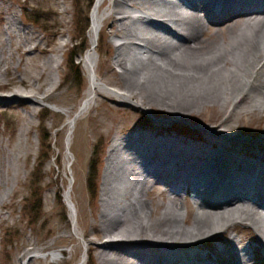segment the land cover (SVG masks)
<instances>
[{"label": "bare ground", "instance_id": "1", "mask_svg": "<svg viewBox=\"0 0 264 264\" xmlns=\"http://www.w3.org/2000/svg\"><path fill=\"white\" fill-rule=\"evenodd\" d=\"M106 1L95 0L89 28L90 46L78 57L89 88L72 116L65 111L69 126L67 146L71 144L76 121L92 108L102 89L141 108L162 106L175 114L187 108V113L192 114L193 106L184 105L189 102L203 109H222L229 103L228 108L233 107L230 115L239 117L255 114L257 110L264 114V0H110V8L101 12ZM183 7L186 14L182 13ZM2 10L8 9L0 4V13ZM7 13L6 26L0 31V89L10 85L3 80L10 77V68L18 54L12 80L30 90L28 94L14 90L10 95H1L0 103L10 99L35 104L46 102L53 95L51 89L44 90L42 80L47 75L51 87L57 82L59 58L65 44L54 49L55 55L40 58L37 54H45L48 49L39 47L35 30L23 27L16 11ZM108 18L113 25L119 23L114 34L124 40L117 45L113 61L121 71L109 83L98 74L99 38ZM137 23L147 26L145 34L134 29ZM210 24L218 27L214 33L208 31ZM239 24L252 28L250 38L244 39L241 29L233 30ZM218 34L222 39L218 40ZM169 42L174 45L171 51L165 46ZM135 59L141 65L133 67ZM116 85L122 89L115 88ZM220 90L222 98L216 103L211 98ZM28 111L24 131L31 125L30 116L35 114V109ZM163 122L157 120L154 124L161 126L166 123ZM222 127L202 128L211 139L225 142L219 154L217 143L200 146L177 133L158 129L133 131L127 139L119 142L116 139L109 146L101 194L103 207L94 215V237L87 240L88 248L97 254L100 264H218L223 260L222 255L228 256L231 264H248L252 261L251 251L242 245V240L233 237L229 243L213 244L212 248L206 243L239 222L256 230L264 250V227L260 226L261 222L264 224L261 214L264 213V153L259 157L245 147L241 155L228 154L227 150L235 147L234 142L246 143L247 139L224 132L220 130ZM18 147L27 149L21 142L6 151L4 161L16 160ZM249 152L259 159H246ZM228 157H232L231 162L226 161ZM7 164L2 166L9 171L12 166ZM12 179L0 180V186L10 184ZM230 179L235 182L231 183ZM236 180L247 182L252 190L245 191ZM128 181L130 184L124 187ZM116 184L124 187L123 192H117L119 197L114 193ZM160 184L169 189L163 190L165 198L157 201L150 196ZM192 189L204 190L201 196L206 193L208 197L197 194L198 211L191 210L190 214V210L184 211L182 199ZM8 198L9 193L0 197V208L5 207ZM65 198L73 231L81 236L83 210L77 208L71 188ZM208 198L217 200L212 203ZM112 200H117L112 209L118 212L117 216L106 212ZM188 215L193 218L189 227L184 225L190 220ZM0 219H4L1 213ZM36 244V240L29 239L23 245V254L16 258L19 264L28 256L26 264H42L41 256L35 251ZM62 254V250L52 251L45 258L59 260ZM86 262L84 257L79 264Z\"/></svg>", "mask_w": 264, "mask_h": 264}, {"label": "rangeland", "instance_id": "2", "mask_svg": "<svg viewBox=\"0 0 264 264\" xmlns=\"http://www.w3.org/2000/svg\"><path fill=\"white\" fill-rule=\"evenodd\" d=\"M94 2L95 0L92 2L90 0H0V4L8 9L7 12L16 11L17 18L23 27H32L35 30L39 37L37 41L39 47L48 49L47 53L37 54V56L43 58L55 55L54 49L65 44L59 58L61 67L58 69L57 82L51 87V83L46 81L47 75L42 80L44 90L51 89L52 99L41 104L22 99H10L0 103V180L13 177L10 184L0 186V197L9 193L5 207L0 208L4 218L0 219V264H19L16 258L23 254V245L29 239L37 241L35 251L41 256L42 264H79L84 257L87 258L86 264H100L97 254L88 248L90 244L87 240L89 237H94V215L103 207L101 194L107 168L108 149L116 139L118 142L123 138L127 139L134 133L133 131L166 130L188 138V141L200 146H208L211 142L217 143V154H219L225 142L221 139H211L210 135L202 131V128L209 129L223 125L220 130L230 131L228 133L236 134L240 139H247L246 143L234 142L235 147L229 148L228 154L241 155L240 151L244 152L245 147L250 148V151L259 157L260 153H264V114H260L258 110L255 114L239 117L233 113L230 115L233 107L228 108L229 103H226V107L222 109L219 107L203 109L189 102L184 105L193 106L194 109L190 108L192 114L187 113L188 108L175 114L162 106L148 105L141 108L133 104L134 102H125L103 89L100 95L96 96L92 108L76 121L72 130L71 144L67 146L69 126L66 125L65 111L68 110L72 116L81 105L89 88L84 67L78 61L79 56L76 61L77 66L72 67L69 61L73 55L85 53L90 46L89 28ZM110 3L111 1L107 0L101 12L108 10ZM7 12L2 10L0 13V31L6 26ZM118 26L119 23L113 25L110 18L106 19L99 38L98 74L107 83L115 80L121 71V68L113 64L116 47L124 41L114 34L115 27ZM146 28L145 24L137 23L134 29L145 34ZM217 28L214 24H210L208 31L214 33V29ZM239 29L245 34L244 39L250 38L252 28L241 24L233 28L235 32ZM150 34L152 35L151 32ZM217 36L220 40L221 35ZM173 43L176 44L175 41ZM165 46L170 51L174 49L172 42L166 43ZM127 53L129 54L130 51ZM18 57L19 55L15 54V64L10 68L11 80L9 78L3 80L10 85L0 89V96L10 95V92L14 90L29 93L30 89L18 82L13 83L12 80L13 66L16 65ZM133 63L135 65L133 67H136L141 61L135 59ZM127 68L131 69V66ZM115 88L122 89L117 85ZM221 92V90L217 92L211 100L215 102L220 100ZM245 105L246 103H242V106ZM28 109L31 111L35 109V114L30 116L31 125L24 131L26 127L24 118L28 115ZM157 120L166 123L163 122L161 126L156 125L154 123ZM230 127H236V129ZM21 142L25 143L27 149L18 147L19 157L13 161H4L6 151L19 146ZM132 142L135 141L132 140ZM247 142H251V145ZM237 147H244V149L239 150ZM128 153H131V150H128ZM250 155L249 152L245 158L259 159L255 155ZM231 158L228 157L226 161L231 162ZM7 163L12 166L9 171L2 166ZM93 164H97V175L94 174ZM123 166L125 169L126 165ZM231 180V183L235 182ZM236 182L241 183L245 191L252 190L247 182L242 183L238 180ZM128 184L123 185L128 186ZM124 187L116 186L114 191L116 197H119L118 193L123 192ZM156 187L155 194L150 197H154L157 201L163 200L165 197L161 192L169 187L162 184ZM70 188L77 208L82 209L84 214V217H80L82 226L79 233H83L81 236L73 231L70 208L65 198L66 191ZM203 192L205 191L192 189L190 193H184L182 199L184 211L190 210V214H192L191 210L197 212L196 195L201 196ZM207 195L205 193L201 197H208ZM217 199L208 198L212 203ZM116 201L112 200L110 205L106 206V212L110 216L118 215L117 211L112 210ZM260 216L256 215L259 220ZM213 220L215 221V217L210 221L213 223ZM192 221L193 218L184 225L189 227ZM260 226L264 227V224L261 222ZM88 234L91 235L85 236ZM233 237L242 240V245L251 251L252 261L248 264H262L264 250L256 230L240 222L235 227H230L225 233L213 236L206 243L209 242L211 248L213 244L223 246ZM58 250L63 251L59 260L51 256L45 258L50 252ZM28 258L29 256L20 264H26ZM222 259V263L219 260L218 264H224V262L231 264L228 256L222 255Z\"/></svg>", "mask_w": 264, "mask_h": 264}, {"label": "trees", "instance_id": "3", "mask_svg": "<svg viewBox=\"0 0 264 264\" xmlns=\"http://www.w3.org/2000/svg\"><path fill=\"white\" fill-rule=\"evenodd\" d=\"M92 2V0H90ZM80 54L77 53L75 55H73L69 61V63L72 65V67H75L77 66L76 65V61H77V57L79 56ZM48 137V135H47ZM94 161H98V160H94ZM92 168L94 169V174L97 175V164H93ZM93 173V172H92Z\"/></svg>", "mask_w": 264, "mask_h": 264}]
</instances>
